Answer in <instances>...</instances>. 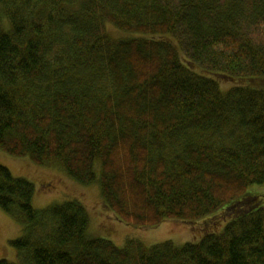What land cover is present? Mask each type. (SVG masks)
Returning <instances> with one entry per match:
<instances>
[{"label": "trees", "instance_id": "trees-1", "mask_svg": "<svg viewBox=\"0 0 264 264\" xmlns=\"http://www.w3.org/2000/svg\"><path fill=\"white\" fill-rule=\"evenodd\" d=\"M0 150L98 183L137 227L225 209L264 185V0H0ZM34 195L0 165V208L24 227L0 264H264L246 196L198 243L118 247L89 237L81 202Z\"/></svg>", "mask_w": 264, "mask_h": 264}, {"label": "rangeland", "instance_id": "rangeland-1", "mask_svg": "<svg viewBox=\"0 0 264 264\" xmlns=\"http://www.w3.org/2000/svg\"><path fill=\"white\" fill-rule=\"evenodd\" d=\"M108 32L114 38L128 37L129 34L119 31L107 24ZM169 39V38H168ZM184 54L182 53V58ZM184 59V58H183ZM199 74H208L203 66H194ZM232 82L223 80V87L230 88ZM0 165L8 168L14 177L24 178L35 187L33 206L42 210L68 201L81 202L89 213L88 235L112 241L123 247L129 240H136L146 246L172 241L176 246L186 243H198L207 232L220 234L225 227L227 214L219 213L227 210L231 204L247 197L249 204L258 202L264 206V185H255L248 189L245 196L229 203L225 209L208 215L198 221L165 220L155 227H137L122 222L104 202L98 183L83 186L72 180L59 164L38 165L27 157H14L0 150ZM219 213V214H218ZM220 232V233H219ZM24 227L16 219L0 208V260L19 263L16 249L11 242L22 237Z\"/></svg>", "mask_w": 264, "mask_h": 264}]
</instances>
